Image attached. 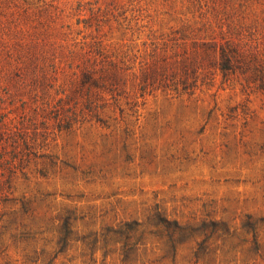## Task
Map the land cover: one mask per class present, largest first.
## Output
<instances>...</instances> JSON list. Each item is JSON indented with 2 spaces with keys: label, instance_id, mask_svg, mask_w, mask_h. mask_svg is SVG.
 Here are the masks:
<instances>
[{
  "label": "rangeland",
  "instance_id": "374dc122",
  "mask_svg": "<svg viewBox=\"0 0 264 264\" xmlns=\"http://www.w3.org/2000/svg\"><path fill=\"white\" fill-rule=\"evenodd\" d=\"M223 48L264 65V0H0V264H264V73Z\"/></svg>",
  "mask_w": 264,
  "mask_h": 264
},
{
  "label": "trees",
  "instance_id": "16d2710c",
  "mask_svg": "<svg viewBox=\"0 0 264 264\" xmlns=\"http://www.w3.org/2000/svg\"><path fill=\"white\" fill-rule=\"evenodd\" d=\"M251 54L252 53L247 54L245 51H241L240 49H221L220 58L222 60V70H224V72L233 71L238 67V63H244L247 71L252 72V77L254 74L257 76V74L261 71L264 73V65H257L258 62L253 58L251 59ZM71 225L72 223H67L66 226L67 228H72ZM63 240L65 242L67 241V238Z\"/></svg>",
  "mask_w": 264,
  "mask_h": 264
}]
</instances>
